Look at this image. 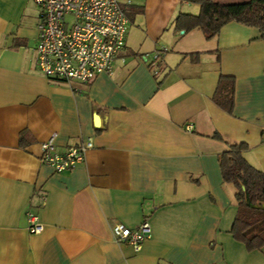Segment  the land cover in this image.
Masks as SVG:
<instances>
[{"label": "crops", "instance_id": "crops-1", "mask_svg": "<svg viewBox=\"0 0 264 264\" xmlns=\"http://www.w3.org/2000/svg\"><path fill=\"white\" fill-rule=\"evenodd\" d=\"M120 1L129 23L113 73L82 83L36 68L38 7L0 0V264H264V246L230 232L235 188L219 166L243 142L264 172V38L236 21L210 40L177 30L200 13L193 0ZM217 2L238 13L251 0ZM221 76L235 80L231 113L213 101ZM52 133L59 152L94 147L56 172L41 161ZM27 211L42 231H28ZM143 220L138 251L114 242L115 224Z\"/></svg>", "mask_w": 264, "mask_h": 264}, {"label": "built area", "instance_id": "built-area-1", "mask_svg": "<svg viewBox=\"0 0 264 264\" xmlns=\"http://www.w3.org/2000/svg\"><path fill=\"white\" fill-rule=\"evenodd\" d=\"M29 1V0H28ZM39 9L36 68L50 79L89 83L101 73L111 76L117 54L126 44L128 18L120 0H30ZM164 52H156V64ZM52 133L41 143V161L56 172L74 169L94 147L92 138L59 152ZM28 231L43 226L32 211L26 213ZM147 220L137 228L117 223L112 227L116 244H128L138 251L150 237Z\"/></svg>", "mask_w": 264, "mask_h": 264}, {"label": "trees", "instance_id": "trees-1", "mask_svg": "<svg viewBox=\"0 0 264 264\" xmlns=\"http://www.w3.org/2000/svg\"><path fill=\"white\" fill-rule=\"evenodd\" d=\"M199 4L198 15L180 14L175 25L177 30L200 29L206 39H214L227 22H241L256 28L264 38V0H251L240 12L232 13L217 0H193ZM235 80L221 76L213 97L221 108L231 113L234 108ZM220 140V135H214ZM248 145L243 142H228V149L219 155V166L224 183L231 184L237 205L236 217L230 231L236 241L247 250L264 246V172L249 165L243 155Z\"/></svg>", "mask_w": 264, "mask_h": 264}]
</instances>
